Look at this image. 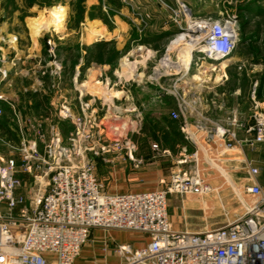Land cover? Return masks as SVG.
<instances>
[{
    "label": "crops",
    "instance_id": "1",
    "mask_svg": "<svg viewBox=\"0 0 264 264\" xmlns=\"http://www.w3.org/2000/svg\"><path fill=\"white\" fill-rule=\"evenodd\" d=\"M77 1L81 0H68V4L74 6ZM133 1L136 12L143 14L145 28L141 29L142 20L137 19L133 4L124 0H82L78 4L84 12L74 21L67 16L66 2L49 13V3L38 0H0V107L4 110L0 117V157H15L20 161V148L36 141L39 130L48 134L49 126L59 130V124L54 123L57 115L54 110H58L60 102L49 86L52 82L49 67L55 68L49 63L48 41L52 35L61 39L56 48L61 67L57 65L56 69L60 67L63 74L62 97L67 96L65 102H74L75 113H80V103L91 100L93 112L98 114L99 101L109 97L107 113H124L129 119L141 120V124L136 123L130 129L138 135L134 142L142 159L139 167L131 159L114 157L112 152L92 156L103 191L124 194L164 189L166 167L173 162L175 167H182L181 172L201 177L210 188L201 195L188 194L190 199L184 202L183 210L203 208L216 213L214 220H207L206 229L225 223L227 219L222 217L234 211L231 209L236 205V196L231 193L234 186L243 188L254 182L264 189V143L253 142L252 135L239 129L240 142L228 150L224 148L225 139L218 135L233 111L252 122V114L245 117L242 111L245 98L242 86L232 94L237 106L229 109L228 94L223 89L229 80L230 59L219 65L220 78L207 75L202 80L194 63L184 64L183 73L178 75L165 73L158 80L139 78L147 72L146 61L161 52L175 34L176 24L166 5L189 7L191 13L205 0ZM101 55L104 59L98 61L97 56ZM135 55L141 62L131 66L133 62L128 59ZM205 66L217 69L209 61L202 63V68ZM132 72L135 78L125 79ZM262 97L261 93L258 98L264 112ZM137 100L142 102L141 109L136 105ZM128 102L130 106L126 107ZM174 112L179 114L178 119L173 118ZM61 131L65 136L70 135L74 126ZM248 163L259 169L256 178L248 177ZM20 193L26 194L21 190ZM26 195L30 197L31 193ZM168 214L176 230L196 231L193 223L177 220L169 208ZM89 241L104 242L105 252H95L87 244L75 264H86V258L96 253L99 264H120L122 260L116 253L119 245L138 248L143 243L136 234L100 229L93 230Z\"/></svg>",
    "mask_w": 264,
    "mask_h": 264
},
{
    "label": "built area",
    "instance_id": "2",
    "mask_svg": "<svg viewBox=\"0 0 264 264\" xmlns=\"http://www.w3.org/2000/svg\"><path fill=\"white\" fill-rule=\"evenodd\" d=\"M237 24L235 15L202 18L193 23L186 30L191 32L187 44L192 51L190 63L201 68L204 61L214 66L228 61L237 48ZM168 53L162 59L163 67L169 69L165 73H183L181 62L172 61ZM166 61L170 64L164 65ZM255 94L256 90L251 98L252 122L233 111L226 119L227 126L219 129L218 135L225 139L224 148L233 149L240 142L239 129L252 135L253 142L264 143V112ZM67 105L59 112L64 119L73 116ZM81 105V113L75 117V135H80L83 143L72 144L78 146L77 162L70 156L71 147L62 145L58 133V140L49 141V134L42 130L36 141L22 145L20 161L0 157V264H75L95 229L141 236L143 243L138 248L129 244L116 248L120 264H264L262 186L253 182L239 188L242 210L224 224L202 231L176 230L168 214V196L174 192L201 195L210 190L208 184L201 177L183 173L173 176L172 184L164 189L104 192L95 165L85 157L86 148H90L84 146L89 136L84 132L86 125L94 123L86 114L90 105ZM3 113L0 107V117ZM172 116L179 118L176 112ZM120 140L95 145L105 152L124 151L139 166L142 159L133 156L136 144ZM246 169L249 178L259 174L251 163ZM22 175L32 179L30 197L20 193L25 182Z\"/></svg>",
    "mask_w": 264,
    "mask_h": 264
},
{
    "label": "rangeland",
    "instance_id": "3",
    "mask_svg": "<svg viewBox=\"0 0 264 264\" xmlns=\"http://www.w3.org/2000/svg\"><path fill=\"white\" fill-rule=\"evenodd\" d=\"M28 1H32V0H28ZM38 1L49 3V13L51 11H54L53 9L59 8L61 5H63L62 3L66 2L64 5L65 7L69 8V12L67 14L65 10L64 14L65 15L67 14V16L70 17V19H72L73 21L78 19L81 16L80 14L81 12H84V9L83 10L79 9L78 1L75 2L74 6L68 4V0H38ZM151 1L153 0H143L144 3H149ZM156 1L162 3L165 0H156ZM253 2L254 0H205L204 2H201L203 3V5H200V7L196 6L193 12L191 13H189L187 10L189 9V7L185 9L181 5H178V8H172V6L170 7L166 5L167 9L170 11L169 16L172 18V20L173 18L177 19L176 20L177 22L173 21L176 24L175 34L166 42V44H164V48L161 52H159L156 56L151 57L150 61L148 62L146 61L147 65L145 66L147 67V72L146 74L139 73V75L142 74L141 77L139 78H144L147 80L148 79L158 80L162 74H165V72L169 70L167 69V67L165 66L163 67L162 65L163 64L162 59L166 52H169L168 56L170 57L172 61H176V62L180 61L182 66L184 65V63H187L188 54H185V53L182 54L180 51V47L184 46L185 43L186 45L190 43V39H189L190 36L188 35H190L191 32H188L186 30L196 21H200V19L202 18L221 19V18L226 17L227 15H235L238 20L237 48L234 52V55L230 58V61L228 63L229 67L227 68V74H228L227 78L229 77V80L223 90L226 94H228L226 98L227 107H229V109H232V108H235L238 104L235 95L233 96L232 94L235 88H239L240 86H242V95L245 97L242 103V111L245 117L250 116L253 112V107H252L253 102L251 99L253 95V91L256 90L255 96L257 95V98H258L257 92L259 93V87L261 86V83H262L261 76H263L264 74V17L258 16L257 13L259 12V10H261V9H258L259 7L258 8L251 7L253 9V12H249V10L245 9L250 4L254 5ZM127 3L133 4L134 11L136 12L137 8L135 7L136 5H134V1L127 0ZM182 3L184 4L186 2L182 1ZM261 6L264 7V2H263V5ZM136 14L141 18L140 19L139 17H137V19L139 21L142 20L141 21L142 22L141 29H142L145 26L144 20L141 16L143 14H141V12H136ZM70 25H74V24L71 23ZM50 32L51 31H49V35H50ZM180 37L182 38L185 37V39L178 42ZM60 40H61L60 38H55L52 35L49 36V63L50 64L52 63L55 66L54 70H50V67H49V79H50L49 81H52L49 86L53 92H56L58 96L57 98H59V102H60L57 104L58 110H54V112H57V115H55L54 117L55 118L54 123L58 125L59 123L63 122L64 124L63 128H67V125L69 124V126L71 127L74 126V131L71 132L70 135L68 134L67 136H65L63 135L61 131L62 128L60 125H59L60 127L58 126L59 130L57 131L56 130L54 131L53 129H51V126H49V141L51 139L58 140L60 138L62 145L64 147H67V148L71 147L72 150H71L70 156L75 162H77L78 160L77 147L78 146L74 147L72 144H82L83 143V141L81 140V136L80 135L78 136L77 134L75 135V132L77 130L76 128L78 127L75 123V117L81 113V110H80V113L78 114L75 113L73 111L74 102L73 101L69 103L65 102L66 101L65 98L67 96L64 95V97H62V93H63L62 91L63 84H62V78H61L62 72H59L58 70H56L57 65L61 67V62L59 61L60 57L58 56V53L56 50L57 45L59 44ZM181 54L182 56H184L182 58L184 63L181 60ZM97 59L98 61H101L102 59H104V57L102 55L97 56ZM128 60L129 62H133V64L130 63L131 66L136 64L137 61L141 62V58L136 55L133 58H129ZM219 65L220 64L218 65L215 64V67L217 69L206 68V66L203 68L202 67L198 68V66L195 65V63L193 66L198 68V73H201L200 74L202 77L201 79L204 80V78L206 79L207 75L209 76V78H212V79L216 77L220 78L222 68ZM124 70L126 71L127 69H124ZM213 70H215V72ZM132 74L133 72L130 75ZM128 78H135V76L126 75L125 79L128 80ZM257 83L258 85L256 86L255 84ZM261 93L263 96L262 98H264V90L261 91ZM140 96L138 98L139 101H141ZM103 98L104 96L102 95V99ZM103 100L99 101V104H100V108H98L99 115L97 114V111L96 113L93 112L94 107H93V104L91 103V100L84 101L90 105L88 107V110L86 111L87 117L94 123L93 126L91 125V123L86 125L87 128H86V131L84 132V135H87V136L89 135L88 138L84 140V146L90 148L89 150H87L86 148L85 157L87 161L92 162L94 165L95 163L92 159V156L96 155V152H99V154L101 152L109 153V152H105L103 149L99 150L98 148H101L99 144L100 145L107 144V143L109 144L112 141L114 142L117 138L121 139L120 141L126 142L130 140L134 142L135 137H138V135L133 134L130 131V129L134 128V125L136 123L141 124V120L129 119L128 115L124 113L120 115L118 114L110 115L109 113H107V109H105L108 107L110 103V98L109 97L106 99L104 98ZM138 100H137L136 105L139 107L138 109H141L142 102H139ZM260 103L262 102L260 101ZM63 105L64 106L67 105L71 107L72 112H73L72 118L64 119L59 115L60 109L62 108ZM117 105L122 107L120 102H118ZM125 105L126 107H129L130 102H128ZM81 106L82 105L80 103V109H81ZM96 108L97 107H95V109ZM220 113L219 115H222ZM52 126H54V124ZM89 132L92 134L90 135ZM56 133L59 134V138H56ZM97 143L99 144L95 145ZM155 146L156 144H154V147ZM112 153L115 155L114 157L121 156L124 159L127 158L126 156L127 154L124 151L123 152L112 151ZM133 156H135V158L137 157V159H141V157L138 155V151H136V153H134ZM134 164L136 167H139L136 165V163ZM95 169H96V166H95ZM181 169H182L181 166L178 168L177 166L175 167L173 162L170 163L168 167H166V173H165L167 176L166 187L172 184L173 176L177 174H179L180 176H183L184 172H181ZM23 178L25 182L21 188V191L28 194L31 192V180L32 179L28 175H25ZM231 191H232L231 192L232 195L236 196L235 198L236 205L234 208L231 209L234 211L230 213L228 212L227 215H224L222 217L225 219L233 217L235 214H238L242 210V205L240 204L237 198V196H240L239 187L234 186V189ZM32 193H35V191H33ZM187 195L188 194H185V193L184 194L176 193V192L171 193L168 196V208L170 209L171 213L173 212L175 213V217L177 218V220H182L183 222L188 221L190 223H193L194 230L196 231L205 230L206 229L205 227H207L205 225L207 220L210 222L214 220V218H216L218 215H215L216 213H212V212L208 213L203 208H189L186 211L183 210L184 202H188V200L190 199V196H187ZM222 224L224 223L213 224L211 227H208V228L218 227ZM120 239L121 240L123 239V235L121 236ZM89 245L92 246L91 248L95 252H99V251L105 252L106 246L104 242L103 243L101 242L93 243L89 241L88 246ZM114 249L115 248H113V251ZM86 260H87L86 264H99L97 262L99 261V255L98 253H96L95 256L94 255L89 256L86 258Z\"/></svg>",
    "mask_w": 264,
    "mask_h": 264
},
{
    "label": "trees",
    "instance_id": "4",
    "mask_svg": "<svg viewBox=\"0 0 264 264\" xmlns=\"http://www.w3.org/2000/svg\"><path fill=\"white\" fill-rule=\"evenodd\" d=\"M263 2H264V0H254V2H253L254 5L253 4H250L245 9L246 10H249V12H253V9H252L253 7H257V8L259 7L258 9H261V10H259V12L257 14H258V16L264 17V7L261 6V5H263ZM78 6H79V9L80 10H83V8H82V6H80V4H78ZM80 14L82 15L83 12H81ZM261 80H262V83H261V86L259 87V93L257 92L258 96H261V91L264 90V74H263V76H261ZM59 125L63 128V125L64 124L62 122V123H59ZM67 128H71V127L69 125H67Z\"/></svg>",
    "mask_w": 264,
    "mask_h": 264
},
{
    "label": "bare ground",
    "instance_id": "5",
    "mask_svg": "<svg viewBox=\"0 0 264 264\" xmlns=\"http://www.w3.org/2000/svg\"><path fill=\"white\" fill-rule=\"evenodd\" d=\"M184 38V37H183ZM182 37H180V39H179V41L178 42H180L181 40H184ZM180 44V43H179ZM180 51H181V53L182 54H188V56L187 57H189V59H187L188 61H187V63H184L183 62V57L184 56H182V54H181V60H182V62L184 63V64H187V65H189V63H190V61H191V57H192V51H191V47L189 46V45H186V43L184 44V46H182V47H180ZM167 62H169V61H167ZM227 61H224L223 62V64H225Z\"/></svg>",
    "mask_w": 264,
    "mask_h": 264
}]
</instances>
